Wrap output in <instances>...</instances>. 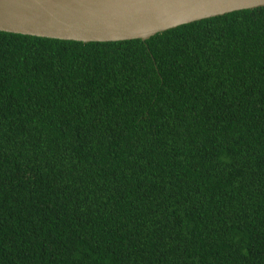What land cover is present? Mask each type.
<instances>
[{
  "label": "trees",
  "instance_id": "trees-1",
  "mask_svg": "<svg viewBox=\"0 0 264 264\" xmlns=\"http://www.w3.org/2000/svg\"><path fill=\"white\" fill-rule=\"evenodd\" d=\"M0 264H264V6L0 31Z\"/></svg>",
  "mask_w": 264,
  "mask_h": 264
},
{
  "label": "water",
  "instance_id": "water-1",
  "mask_svg": "<svg viewBox=\"0 0 264 264\" xmlns=\"http://www.w3.org/2000/svg\"><path fill=\"white\" fill-rule=\"evenodd\" d=\"M264 0H0V31L81 42L146 40Z\"/></svg>",
  "mask_w": 264,
  "mask_h": 264
}]
</instances>
